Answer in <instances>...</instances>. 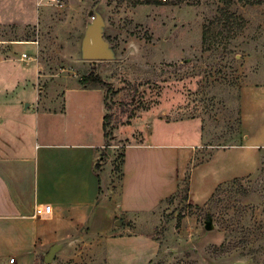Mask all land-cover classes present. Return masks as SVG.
Masks as SVG:
<instances>
[{"label":"rangeland","instance_id":"1","mask_svg":"<svg viewBox=\"0 0 264 264\" xmlns=\"http://www.w3.org/2000/svg\"><path fill=\"white\" fill-rule=\"evenodd\" d=\"M91 16L101 18L106 59L86 55ZM92 70L112 84L109 186H121L123 150L136 170L116 210L121 236L70 243L49 261L37 253L35 264H264V161L204 204L188 200L195 163L211 159L216 178L243 167L228 149L241 141L239 119L251 140L264 133V0H0V111L57 109L63 88Z\"/></svg>","mask_w":264,"mask_h":264},{"label":"crops","instance_id":"2","mask_svg":"<svg viewBox=\"0 0 264 264\" xmlns=\"http://www.w3.org/2000/svg\"><path fill=\"white\" fill-rule=\"evenodd\" d=\"M0 112L5 115L0 117V123L4 121L5 125L0 133V264H6L2 261L6 255L8 264H18L20 259V264H35L36 254L47 253L53 245L56 253L70 243L86 242L101 235L121 236L118 227L123 219L116 210L126 208L124 183L136 170L129 163L126 167L127 152L123 150L117 179L121 186L117 189L114 182L111 184L116 187L109 186L113 166L108 161L113 156H100L105 144L104 90L82 85L64 87L57 109H38L33 104ZM240 123L241 141L228 149L236 158L235 164L241 163L243 167H235L218 179L211 174V159L195 163L188 179L189 202L204 204L218 185L260 170L264 133L251 140L244 130L243 118ZM197 125L201 140V122ZM147 136L150 138L151 133ZM143 138L126 146L141 147ZM148 141L152 140L145 144L153 146ZM199 145L201 141L190 145L192 158ZM214 153L217 156L219 150ZM133 184L142 185V179ZM136 188L129 195L136 197ZM39 204L51 205V212L42 217L33 215L34 206ZM11 257L13 262L9 261Z\"/></svg>","mask_w":264,"mask_h":264},{"label":"trees","instance_id":"3","mask_svg":"<svg viewBox=\"0 0 264 264\" xmlns=\"http://www.w3.org/2000/svg\"><path fill=\"white\" fill-rule=\"evenodd\" d=\"M145 2L146 3H158L157 0H145ZM203 38H204V36H203ZM80 83L84 87L101 88V89H103L104 90L105 109L108 107L106 98L108 96V93L112 92V84L109 81H107L105 78H103L98 72H94L92 70V71H89L88 73L84 74L81 77ZM111 118H112L111 114L105 112V114L103 116V134H104V137H105V144H104V147H103V149L101 150V153H100V156L102 157V159L106 158V156L108 154L107 153V147L109 145H111L110 138L108 137L109 134H108V131H107V127H108L109 122L111 121ZM238 123L240 124V119L238 120ZM123 156H124L123 153L118 154V157H120V163L114 165V169L118 173L121 172V165L123 163ZM99 164H100V160H98V163L96 164V167H98ZM219 188H220V185H218L215 188L214 193H216ZM184 198H186V194H184Z\"/></svg>","mask_w":264,"mask_h":264},{"label":"water","instance_id":"4","mask_svg":"<svg viewBox=\"0 0 264 264\" xmlns=\"http://www.w3.org/2000/svg\"><path fill=\"white\" fill-rule=\"evenodd\" d=\"M92 23L89 25L87 34H88V43L90 46H86L88 51H86L87 57L90 59H106L109 57L108 51V42L103 38V34L100 30L102 24L100 17L92 18ZM109 152V149H108ZM56 245H53L50 250L45 254V260L49 261L50 257L55 253Z\"/></svg>","mask_w":264,"mask_h":264},{"label":"built area","instance_id":"5","mask_svg":"<svg viewBox=\"0 0 264 264\" xmlns=\"http://www.w3.org/2000/svg\"><path fill=\"white\" fill-rule=\"evenodd\" d=\"M56 1L57 3L59 2V0H54ZM157 1H160V2H166L168 0H157ZM91 18H94V16H91ZM31 42H35L37 43L36 41H31ZM34 57L26 52H21L20 53V56H19V60L22 61V60H25V59H33ZM51 212V205L49 204H45V205H35L34 206V212H33V215L35 216H39V217H42V216H45L46 214L50 213ZM14 258L11 257L9 259L10 262H13Z\"/></svg>","mask_w":264,"mask_h":264},{"label":"bare ground","instance_id":"6","mask_svg":"<svg viewBox=\"0 0 264 264\" xmlns=\"http://www.w3.org/2000/svg\"><path fill=\"white\" fill-rule=\"evenodd\" d=\"M33 43V42H32Z\"/></svg>","mask_w":264,"mask_h":264}]
</instances>
